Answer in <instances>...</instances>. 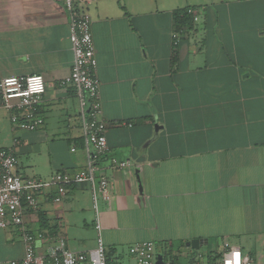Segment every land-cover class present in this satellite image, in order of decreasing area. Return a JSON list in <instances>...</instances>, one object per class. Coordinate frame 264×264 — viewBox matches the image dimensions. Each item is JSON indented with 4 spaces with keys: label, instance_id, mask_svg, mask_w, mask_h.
<instances>
[{
    "label": "crops",
    "instance_id": "1",
    "mask_svg": "<svg viewBox=\"0 0 264 264\" xmlns=\"http://www.w3.org/2000/svg\"><path fill=\"white\" fill-rule=\"evenodd\" d=\"M186 6L199 17L173 50L172 12ZM85 8L109 148L95 175L107 178V197L98 191L94 202L88 182L69 185L58 203L53 188L42 189L23 217V227L44 234L36 253L60 240L87 253L101 237L108 264H136L129 246L149 240L156 260L171 264L216 259L226 244L264 264V0H90ZM72 61L63 0H0V79L45 82L36 130L14 129L0 108V147L14 151L23 177L87 165L75 90L60 85ZM111 156L129 164L112 168ZM192 239L198 248L186 246ZM23 255L22 227L0 228V264Z\"/></svg>",
    "mask_w": 264,
    "mask_h": 264
},
{
    "label": "built area",
    "instance_id": "2",
    "mask_svg": "<svg viewBox=\"0 0 264 264\" xmlns=\"http://www.w3.org/2000/svg\"><path fill=\"white\" fill-rule=\"evenodd\" d=\"M90 0H63L68 17L69 40L73 53L70 71L60 85L73 87L80 108V128L86 145L87 165L85 168L69 173L55 172L47 179L23 177L16 171L17 158L13 150L0 147V228L22 227L24 255L10 264H108L106 251L101 237L97 245L87 253L73 251L65 247L62 240L48 250L46 255L36 253V244L44 240L40 231H30L23 227V217L27 210H36L37 193L44 188H53L52 200L61 202L68 186L74 183L88 182L95 202L97 192L107 197L108 180L105 176L97 177L95 168L107 154L109 148L105 136L106 122L100 117L99 80L96 75L97 59L90 29L91 19L86 12ZM193 21L198 19L196 9L188 8ZM183 29L172 32V48L176 49ZM45 92V82L41 74L9 76L0 79V108L10 111V121L20 129L33 131L42 126L44 118L41 104ZM112 168L122 169L129 162L109 157ZM94 227L100 231L99 213L94 204ZM128 252L136 264H156L155 243L142 241L129 246ZM164 264H171L165 261ZM189 264H255L242 253L237 246L226 244L224 251L216 259L201 261L194 259Z\"/></svg>",
    "mask_w": 264,
    "mask_h": 264
},
{
    "label": "trees",
    "instance_id": "3",
    "mask_svg": "<svg viewBox=\"0 0 264 264\" xmlns=\"http://www.w3.org/2000/svg\"><path fill=\"white\" fill-rule=\"evenodd\" d=\"M188 8L195 9V7L186 6V7L177 8L173 10L172 15H173L176 29H186L192 25L193 17L187 12ZM39 223L42 228H45L47 226L42 213H39Z\"/></svg>",
    "mask_w": 264,
    "mask_h": 264
},
{
    "label": "water",
    "instance_id": "4",
    "mask_svg": "<svg viewBox=\"0 0 264 264\" xmlns=\"http://www.w3.org/2000/svg\"><path fill=\"white\" fill-rule=\"evenodd\" d=\"M200 242H201L200 239H192L190 241H187L185 244H186V246H191L193 248H198ZM164 262L165 261L162 260V257L160 255H158L157 256V260H156V264H164Z\"/></svg>",
    "mask_w": 264,
    "mask_h": 264
},
{
    "label": "rangeland",
    "instance_id": "5",
    "mask_svg": "<svg viewBox=\"0 0 264 264\" xmlns=\"http://www.w3.org/2000/svg\"><path fill=\"white\" fill-rule=\"evenodd\" d=\"M7 110V109H6ZM8 111V118H9V120H10V115H11V113H10V111L9 110H7ZM10 124L12 125V127L14 128V129H20V128H18L17 126H15L13 123H11V121H10ZM28 175H29V173H27ZM210 246V245H209ZM208 246V247H209ZM207 247L206 246H204V247H202V249H206ZM200 260H202V259H200ZM253 261V260H252ZM254 262V261H253ZM255 263V262H254ZM255 264H257V263H255Z\"/></svg>",
    "mask_w": 264,
    "mask_h": 264
}]
</instances>
